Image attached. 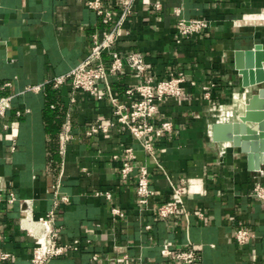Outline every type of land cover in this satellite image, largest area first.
Instances as JSON below:
<instances>
[{
  "label": "crops",
  "instance_id": "crops-1",
  "mask_svg": "<svg viewBox=\"0 0 264 264\" xmlns=\"http://www.w3.org/2000/svg\"><path fill=\"white\" fill-rule=\"evenodd\" d=\"M89 1L0 0V97L11 98L0 118V252L9 255L0 264H32L39 231L34 222L50 211L65 251L46 264H111L122 256L144 264H181L161 255L165 245L174 252L194 251L199 264H264V207L252 197L254 182L264 183V171H250L244 154L210 137L213 123L242 115L249 97H243L241 112L232 95L261 87L242 88L233 53L264 51V0H136L115 49L140 53L145 75L155 80L174 72L185 78L181 96L158 105L151 120L155 127L173 124L171 133L151 137L154 157L120 125L86 134L90 123L114 121L103 83L97 99L48 82L86 58L92 37H104L119 18L118 0H101L110 18L97 15ZM155 2L160 11L153 9ZM176 8L185 19H206L208 29L176 44ZM102 59L108 64V55ZM108 82L128 105L124 92L139 79L125 68ZM66 123L71 137L63 143ZM128 147L136 167L147 168L154 192L144 209L135 193L137 168L127 178L120 175ZM182 186L189 189L181 195L182 208L158 217L157 208L175 202L173 188ZM22 201L30 204L28 215ZM113 208L124 216L111 217ZM236 227L250 233L245 244L236 243Z\"/></svg>",
  "mask_w": 264,
  "mask_h": 264
},
{
  "label": "built area",
  "instance_id": "built-area-1",
  "mask_svg": "<svg viewBox=\"0 0 264 264\" xmlns=\"http://www.w3.org/2000/svg\"><path fill=\"white\" fill-rule=\"evenodd\" d=\"M135 2L136 0H118L120 15L112 30L102 38L94 35L92 37L90 52L86 58L69 72L54 77L48 82L54 89H59L62 85L68 84L72 95L76 92H82L97 99L102 98L100 85L103 83L112 107L114 123L95 121L88 125L86 134L93 136L100 133H107L110 126L115 124L120 125L141 146L146 155L154 157L155 148L151 137L159 138L166 133H171L173 124L170 121H162L159 126L155 127L151 123V120L157 112L158 105L167 99H177L181 96L185 78L181 72H174L164 80H155L151 76L145 75L146 63L140 53H121L115 49L117 38L120 35V26L125 18L132 15ZM151 5L156 11H160L162 8L161 4L157 2ZM88 6L97 15L107 18L111 16V13L103 7L101 0H91L88 2ZM173 13L177 17L173 34V40L176 44L192 38L194 35L201 33L209 27V21L206 19H185L180 17V8L174 9ZM104 54L109 57L108 64L103 62L102 57ZM125 68L130 69L139 79V82L134 87L126 89L124 92L129 100L128 105L121 103L112 94L108 82L110 76L122 74ZM38 89L39 87L29 88V90ZM204 91L205 98H208V88H205ZM71 102H74L73 96H71ZM10 106V97H0V118L5 116ZM70 132L71 127L69 123H66L63 128V143H67L70 140ZM134 168L138 170L135 190L138 199L137 202L139 207L144 209L148 205L149 199L154 195V192L149 187V173L145 166L139 165L136 167L133 163V149L131 147L125 148L123 150L120 175L123 178H127ZM259 173L261 174L262 172ZM188 190V188L183 186L173 188V194L176 198L175 202L158 207L157 216L166 219L175 214L177 210L182 208L181 195L187 193ZM252 197L264 207V183L259 178L254 182L252 187ZM66 200V198H63L62 202H66ZM9 202H15V198L11 194L9 195ZM21 210L28 215L30 212V204L28 201L21 202ZM110 215L113 218H121L124 216V212L121 209L113 208L110 210ZM53 222L54 211L48 212L44 218H40L34 222L39 227V231L34 235L36 245L31 250L30 262L32 264H46L50 259L63 255L65 247L60 244V233L58 229L53 227ZM250 238L251 235L246 229L236 227L234 239L237 244H245ZM161 255L181 264H199V259L192 250L174 252L165 245L161 249ZM8 258V254L0 252L1 261ZM124 260L127 262H124ZM111 264L144 263L140 259L135 261L128 259L126 256H122L121 259L114 260Z\"/></svg>",
  "mask_w": 264,
  "mask_h": 264
},
{
  "label": "water",
  "instance_id": "water-1",
  "mask_svg": "<svg viewBox=\"0 0 264 264\" xmlns=\"http://www.w3.org/2000/svg\"><path fill=\"white\" fill-rule=\"evenodd\" d=\"M234 69L241 75L244 89L257 87L248 98L244 111L236 121H217L211 126L214 143H227L246 156L250 171H264V51L261 49L235 50Z\"/></svg>",
  "mask_w": 264,
  "mask_h": 264
},
{
  "label": "rangeland",
  "instance_id": "rangeland-1",
  "mask_svg": "<svg viewBox=\"0 0 264 264\" xmlns=\"http://www.w3.org/2000/svg\"><path fill=\"white\" fill-rule=\"evenodd\" d=\"M256 91L255 90H253V91H250V92H248L246 95L245 94H243V93H240V95L238 94V95H232V98H231V102H232V104H234V107H235V110L236 109H240L239 111H241L242 112V108H243V97L245 96V101H246V98H248V97H250V95L251 94H254ZM242 97V98H241ZM240 112V113H241ZM220 114V113H219ZM235 114H237V111H236V113H234V114H232L233 116H232V119L234 118V116H235Z\"/></svg>",
  "mask_w": 264,
  "mask_h": 264
},
{
  "label": "bare ground",
  "instance_id": "bare-ground-1",
  "mask_svg": "<svg viewBox=\"0 0 264 264\" xmlns=\"http://www.w3.org/2000/svg\"><path fill=\"white\" fill-rule=\"evenodd\" d=\"M263 112H264V110H263Z\"/></svg>",
  "mask_w": 264,
  "mask_h": 264
}]
</instances>
